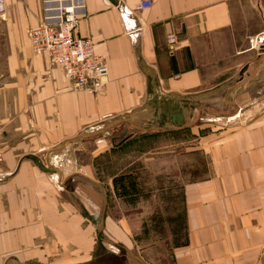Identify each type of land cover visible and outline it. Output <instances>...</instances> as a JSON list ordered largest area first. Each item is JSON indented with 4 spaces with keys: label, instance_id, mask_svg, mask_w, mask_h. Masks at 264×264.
<instances>
[{
    "label": "crops",
    "instance_id": "1",
    "mask_svg": "<svg viewBox=\"0 0 264 264\" xmlns=\"http://www.w3.org/2000/svg\"><path fill=\"white\" fill-rule=\"evenodd\" d=\"M140 1L3 0L0 264H145L124 221L110 213L94 161L109 144L194 128L205 172L184 184L185 238L166 264H264L262 1L151 0L136 11ZM61 7H74L76 35L92 39L108 65L100 89L78 90L31 46L29 30ZM172 32L175 50L167 46ZM246 66L243 78H251L236 97L229 95L236 81L200 96ZM157 92L199 95L191 124L174 129L169 115L157 121L150 101Z\"/></svg>",
    "mask_w": 264,
    "mask_h": 264
},
{
    "label": "rangeland",
    "instance_id": "2",
    "mask_svg": "<svg viewBox=\"0 0 264 264\" xmlns=\"http://www.w3.org/2000/svg\"><path fill=\"white\" fill-rule=\"evenodd\" d=\"M197 132L194 128L196 134H155L156 140L142 136L117 148L109 144L110 150L94 161V178L107 190L110 213L124 221L145 264H166L174 247L184 241V184L204 174L207 161L197 152ZM180 137L186 141L180 143Z\"/></svg>",
    "mask_w": 264,
    "mask_h": 264
},
{
    "label": "built area",
    "instance_id": "3",
    "mask_svg": "<svg viewBox=\"0 0 264 264\" xmlns=\"http://www.w3.org/2000/svg\"><path fill=\"white\" fill-rule=\"evenodd\" d=\"M151 0H141L136 11L151 8ZM4 11L3 0H0V13ZM79 19L74 7H61L56 19L29 30L31 46L36 53L45 54L53 65L63 68L66 78L78 90H97L103 87L109 76V68L104 58L96 53L92 39L79 37L76 31ZM258 39H252L256 47ZM169 50L179 47L176 33L167 35Z\"/></svg>",
    "mask_w": 264,
    "mask_h": 264
},
{
    "label": "water",
    "instance_id": "4",
    "mask_svg": "<svg viewBox=\"0 0 264 264\" xmlns=\"http://www.w3.org/2000/svg\"><path fill=\"white\" fill-rule=\"evenodd\" d=\"M112 3H117L118 0H110ZM264 51V45L262 46ZM264 60V56L260 59L258 66H260ZM248 66H246L240 73H238L234 79L230 80L228 83L218 87L214 91H209L206 93H202L200 96H206L211 97V95L221 93L225 91L229 86L236 81L238 85L230 92L231 97H236L240 91L243 89V85L247 83V81L250 80L251 77L244 79L243 76L248 70ZM260 67H258L259 71ZM199 95L196 94H186V95H176L173 93L170 94H163L161 92L157 93H150V101L155 102V110L156 115L155 119L157 121L160 120L161 117L169 115L170 117V123L175 129L176 127L180 126H189L191 124L190 122V116H193L195 114V111H197L196 107L193 106V103L198 104L199 101L197 100ZM228 96V94H227ZM186 123V125H184ZM127 138L124 137L123 140L125 141Z\"/></svg>",
    "mask_w": 264,
    "mask_h": 264
}]
</instances>
